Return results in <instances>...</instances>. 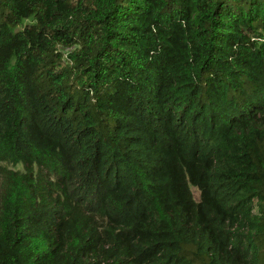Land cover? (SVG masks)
Listing matches in <instances>:
<instances>
[{"label": "trees", "instance_id": "16d2710c", "mask_svg": "<svg viewBox=\"0 0 264 264\" xmlns=\"http://www.w3.org/2000/svg\"><path fill=\"white\" fill-rule=\"evenodd\" d=\"M0 264H264V0H0Z\"/></svg>", "mask_w": 264, "mask_h": 264}, {"label": "rangeland", "instance_id": "374dc122", "mask_svg": "<svg viewBox=\"0 0 264 264\" xmlns=\"http://www.w3.org/2000/svg\"><path fill=\"white\" fill-rule=\"evenodd\" d=\"M30 20H26V23H29ZM14 168L16 169H23V166L22 165H17V166H14ZM194 192L196 193V198L198 197V193H197V190L195 188H193Z\"/></svg>", "mask_w": 264, "mask_h": 264}]
</instances>
